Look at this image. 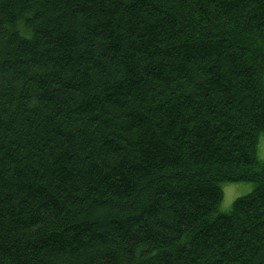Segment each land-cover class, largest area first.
<instances>
[{
	"label": "trees",
	"instance_id": "trees-1",
	"mask_svg": "<svg viewBox=\"0 0 264 264\" xmlns=\"http://www.w3.org/2000/svg\"><path fill=\"white\" fill-rule=\"evenodd\" d=\"M262 134L264 0H0V264H264Z\"/></svg>",
	"mask_w": 264,
	"mask_h": 264
},
{
	"label": "rangeland",
	"instance_id": "rangeland-1",
	"mask_svg": "<svg viewBox=\"0 0 264 264\" xmlns=\"http://www.w3.org/2000/svg\"><path fill=\"white\" fill-rule=\"evenodd\" d=\"M258 156L264 159V134L260 137V142L258 146ZM254 189V184L251 182H230L223 184L224 197L220 205V210L225 212L228 211L233 202L243 195L252 192Z\"/></svg>",
	"mask_w": 264,
	"mask_h": 264
}]
</instances>
